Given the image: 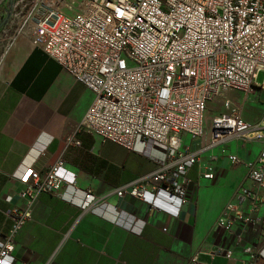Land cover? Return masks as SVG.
<instances>
[{
    "label": "built area",
    "instance_id": "obj_1",
    "mask_svg": "<svg viewBox=\"0 0 264 264\" xmlns=\"http://www.w3.org/2000/svg\"><path fill=\"white\" fill-rule=\"evenodd\" d=\"M25 1L17 0L14 11ZM67 2L34 0L22 20L37 46L94 94L80 131L129 152L141 143L144 151L164 153L153 172L119 189L118 196L179 215L190 201L189 173L195 166L202 179H217L220 156L204 162V152L219 147L224 155L232 141L258 145L257 156L247 163L251 185L236 190L217 226L229 236L237 227L264 231V217L257 216L264 207V112L248 122L244 102L225 95L235 91L248 98L264 92L256 83L264 72V0H81L73 15L66 13ZM219 98L226 112L214 115L206 129L208 103ZM184 134L200 140L198 150L183 147ZM225 157L233 166L243 164L238 155ZM63 169L60 160L24 180L22 207L7 213L11 227L1 236L0 264L16 263V239L32 220L39 195L70 201L69 190H79L76 181L62 177ZM83 193L84 209L102 202L91 190ZM128 228L139 230L135 221ZM245 253L259 257L252 248ZM211 257L232 260L234 251L220 247ZM190 264L203 263L196 255Z\"/></svg>",
    "mask_w": 264,
    "mask_h": 264
},
{
    "label": "crops",
    "instance_id": "obj_2",
    "mask_svg": "<svg viewBox=\"0 0 264 264\" xmlns=\"http://www.w3.org/2000/svg\"><path fill=\"white\" fill-rule=\"evenodd\" d=\"M0 20V241L11 227L7 213L22 207L31 172L63 160L62 177L79 188L69 190L70 201L39 195L32 220L16 239L15 264H190L196 255L203 264H264L263 228L237 227L229 236L217 226L236 190L251 185L247 163L257 156L258 145L232 141L224 155L219 147L204 152V162L220 156L217 179H202L195 166L189 173L190 201L179 215L119 197V189L153 172L164 154L157 148L144 151L141 143L129 152L80 131L94 94L37 46L16 13L0 12ZM186 135L183 147L198 150L200 140ZM75 139L79 145L70 144ZM226 154L238 155L243 164L233 166ZM86 190L102 202L84 209ZM257 216L264 217V207ZM133 221L139 230L128 228ZM220 247L233 250L234 258L211 257ZM246 248L259 257L246 254Z\"/></svg>",
    "mask_w": 264,
    "mask_h": 264
},
{
    "label": "rangeland",
    "instance_id": "obj_3",
    "mask_svg": "<svg viewBox=\"0 0 264 264\" xmlns=\"http://www.w3.org/2000/svg\"><path fill=\"white\" fill-rule=\"evenodd\" d=\"M2 0H0L1 2ZM14 1L13 5L11 4L12 10L9 7V3ZM17 0H5V6H0V12L5 15V11L8 10V12L16 13L19 19H23L24 14L31 10L33 6L34 0H26L24 4H22L16 12H14V5ZM81 0H68L66 4V13L69 15H73L78 12V5L80 4ZM1 21V20H0ZM19 21V20H18ZM29 22H31V19L29 17ZM9 25V21L7 22ZM14 26V25H13ZM31 29V28H29ZM32 30V29H31ZM256 83L258 85H264V72H260ZM228 98H231L235 100V103L242 104L243 102V114L244 118L252 123L258 121L260 117L262 116V113L264 111V92H258L253 93L248 96V98L245 97L244 93L241 92H235V91H229L225 94ZM226 112V107L223 102V98H219L214 102L208 103V107L206 110V129L209 128V124H211L212 118L214 115H217L221 112ZM188 136V135H186ZM162 152V151H161ZM163 153V152H162ZM164 154V153H163ZM145 156L150 157V154H146Z\"/></svg>",
    "mask_w": 264,
    "mask_h": 264
}]
</instances>
